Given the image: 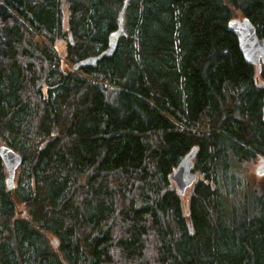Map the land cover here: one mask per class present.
<instances>
[{
    "label": "trees",
    "instance_id": "16d2710c",
    "mask_svg": "<svg viewBox=\"0 0 264 264\" xmlns=\"http://www.w3.org/2000/svg\"><path fill=\"white\" fill-rule=\"evenodd\" d=\"M239 15L264 39V0H0V144L22 157L10 187L0 155V264H264ZM196 147L185 212L171 174Z\"/></svg>",
    "mask_w": 264,
    "mask_h": 264
},
{
    "label": "water",
    "instance_id": "95a60500",
    "mask_svg": "<svg viewBox=\"0 0 264 264\" xmlns=\"http://www.w3.org/2000/svg\"><path fill=\"white\" fill-rule=\"evenodd\" d=\"M124 10L121 13V20L123 19ZM229 29L232 30L238 37L241 51L245 60L257 67V74L262 72L264 65V39L257 33V28L248 17L233 18L229 22ZM122 31L113 33L110 38L109 46L104 52L97 56H90L84 61L74 65V69H79L83 65H96L102 59L103 55H112L118 46V39ZM258 84L264 86V81L259 80ZM263 120H264V104H263ZM198 148L192 149L179 162L177 168L171 174V180L175 183L178 193L182 196L187 189L192 187L198 179L197 172L194 171V159L197 156ZM0 155L3 158L9 172L7 182L10 187L13 185L16 168L22 162L21 155L10 148L9 146H2L0 148ZM258 175L264 174V159H261ZM57 240L54 239V244L57 245Z\"/></svg>",
    "mask_w": 264,
    "mask_h": 264
},
{
    "label": "rangeland",
    "instance_id": "374dc122",
    "mask_svg": "<svg viewBox=\"0 0 264 264\" xmlns=\"http://www.w3.org/2000/svg\"><path fill=\"white\" fill-rule=\"evenodd\" d=\"M64 5V4H63ZM68 6H63V10H64V23L65 25L67 24L68 21V10H67ZM242 16H236V18H241ZM57 50L59 52V54L62 56V67H66V61L64 59V44L59 43L57 45ZM4 146L2 144H0V148ZM260 159H257L253 162L247 163L245 165V170L242 172V176H244L247 180H249L253 185L256 184L259 180H262V184H264V177H258V173H257V168L260 165ZM190 190L191 187L189 189H187L186 193L184 195H182V203H183V208L184 211L187 212L188 211V207H189V200H190Z\"/></svg>",
    "mask_w": 264,
    "mask_h": 264
},
{
    "label": "bare ground",
    "instance_id": "6f19581e",
    "mask_svg": "<svg viewBox=\"0 0 264 264\" xmlns=\"http://www.w3.org/2000/svg\"><path fill=\"white\" fill-rule=\"evenodd\" d=\"M193 149H194V148H193ZM189 152H190V151H189ZM189 152H188V153H189ZM183 158H184V157H183ZM183 158H182V159H183Z\"/></svg>",
    "mask_w": 264,
    "mask_h": 264
}]
</instances>
